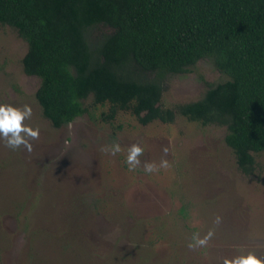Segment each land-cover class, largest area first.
I'll list each match as a JSON object with an SVG mask.
<instances>
[{
	"label": "rangeland",
	"instance_id": "obj_1",
	"mask_svg": "<svg viewBox=\"0 0 264 264\" xmlns=\"http://www.w3.org/2000/svg\"><path fill=\"white\" fill-rule=\"evenodd\" d=\"M109 30L98 25L91 37ZM26 50L15 30L0 26V104H29L33 115L25 123L40 129L31 152L0 141V264H223L241 251L264 259V153L247 176L224 127L180 115L146 125L127 112L106 120L107 105L91 106V97L88 113L55 128L35 98L39 78L23 71ZM224 79L201 59L166 77L161 104L196 100L205 82ZM113 142L121 153L99 151ZM132 143L145 148L142 162L158 163L168 146L170 167L129 171L124 161ZM209 228H215L209 246L190 250L192 234Z\"/></svg>",
	"mask_w": 264,
	"mask_h": 264
},
{
	"label": "trees",
	"instance_id": "obj_2",
	"mask_svg": "<svg viewBox=\"0 0 264 264\" xmlns=\"http://www.w3.org/2000/svg\"><path fill=\"white\" fill-rule=\"evenodd\" d=\"M27 45L23 71L59 128L107 105L146 125L176 115L225 128L238 169L255 173L264 153V0H0V26ZM98 25L110 30L92 39ZM209 59L226 76L196 100L161 104L166 77ZM184 208L181 207V212Z\"/></svg>",
	"mask_w": 264,
	"mask_h": 264
},
{
	"label": "clouds",
	"instance_id": "obj_3",
	"mask_svg": "<svg viewBox=\"0 0 264 264\" xmlns=\"http://www.w3.org/2000/svg\"><path fill=\"white\" fill-rule=\"evenodd\" d=\"M33 111L29 104H24L22 107H15L11 104H0V141L10 150L16 151L24 148L26 151H32V141L40 139V129L34 128L25 123L26 120L32 118ZM99 151L111 156H116L121 153L122 148L119 143L113 142L100 146ZM145 148L140 143H132L126 149V157L124 163L128 166L129 171H136L142 168L145 174L158 173L162 169L170 167L167 160L169 153L168 146H162V156L159 162L141 161L144 155ZM222 223V217L216 215L213 218V224L219 226ZM215 236V228H209L207 232L201 236L200 233H193L187 247L190 250L207 248L210 241ZM223 264H264V259L249 251L241 253L237 256L224 258Z\"/></svg>",
	"mask_w": 264,
	"mask_h": 264
}]
</instances>
